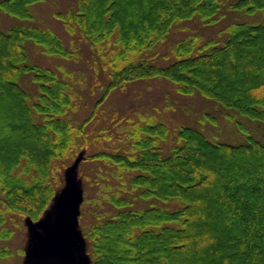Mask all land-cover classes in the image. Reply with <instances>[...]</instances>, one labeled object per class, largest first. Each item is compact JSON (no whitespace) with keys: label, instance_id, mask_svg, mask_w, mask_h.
Listing matches in <instances>:
<instances>
[{"label":"trees","instance_id":"16d2710c","mask_svg":"<svg viewBox=\"0 0 264 264\" xmlns=\"http://www.w3.org/2000/svg\"><path fill=\"white\" fill-rule=\"evenodd\" d=\"M41 1L3 0L0 11L31 20L30 7ZM221 8L220 0H79L69 17L75 32L93 45L117 34L111 66H101L103 79L90 85L74 72L78 83L72 73L30 65V41L47 55L76 57L56 33L0 27V264L27 258L10 242L46 220L80 158L76 173L86 180L82 170L92 165L87 181L95 189V212L81 218L85 264H264V143L243 122L236 123L246 138L239 145L214 142L191 126L173 140L152 115L109 118L102 110L115 91L163 78L181 95L201 94L264 125V23L232 24L223 46L208 40L200 53L197 39L179 41L184 56L166 67L147 55L177 22L198 18L208 26ZM229 9L264 13V0H237ZM29 74L33 93L21 84ZM204 121L216 124L210 115ZM116 137L120 145L106 149Z\"/></svg>","mask_w":264,"mask_h":264},{"label":"rangeland","instance_id":"374dc122","mask_svg":"<svg viewBox=\"0 0 264 264\" xmlns=\"http://www.w3.org/2000/svg\"><path fill=\"white\" fill-rule=\"evenodd\" d=\"M2 1L3 0H0V2ZM236 1L237 0H220L222 8L219 13V19L215 23L208 26L201 22L198 18L177 22L168 34L167 38L157 45L154 51L147 54L149 55L152 63L161 67H166L181 59L184 55L180 57L176 52L177 43L179 41L182 42L190 38L197 39L196 44H198V46L195 48L196 50H199V46L204 42L206 43L208 40H216L219 42V45L217 46H223L228 40L232 24L244 23L257 25L264 23L263 12L247 14L241 11L234 12L230 10L229 6ZM78 2L79 0H42L30 7L32 15L31 20H21L0 11V27L3 31H8L14 26L26 28L34 26L56 33L62 38L67 49L75 52L76 57H74V59L70 58L71 60H69L47 55L45 54L43 47L30 41L26 44L30 65H39L51 68L56 70L55 72H57L60 77H65V73H72V75L75 73L80 76L79 78H82L81 76H85L88 80V85H90L92 84L94 77L98 80L103 79L102 68L105 70L106 65L107 67L108 65L111 66L110 61L112 58L110 57H112L116 52L113 47L116 50L118 49L115 44L117 34L101 44L93 45L82 35L80 30L75 32V28H79L72 21H70L69 17L77 10ZM62 15L67 18V21H63L60 18ZM69 28H72V30ZM201 51L202 50H199L198 53ZM26 76H29V78ZM30 77L32 78V75L30 74L24 75V79H21V84L33 93L35 92V87L30 82ZM75 78L77 77L75 76L74 79ZM75 82L78 83V80L75 79ZM101 90L102 86H98L96 88L97 95ZM85 92L83 91L82 94L87 96V98H91L92 101V97L89 96V93L86 94ZM104 106L105 107H102V110L107 113L109 118L110 115L114 113L152 115L150 121L154 122L157 120L158 122L165 123L171 130L172 134L170 137L173 140L176 139V130L182 126H191L201 129L214 142L239 145L245 143L246 139L245 134L240 132L236 124L240 121L243 122V126L249 129V132L255 138L264 143V125L260 122L244 118L233 111H227L219 104L208 100L201 94L196 93L189 96L181 95L177 92L176 85L163 78L137 82L128 85L124 90L121 89L115 91ZM205 115L213 117L216 124H211L209 121L203 122ZM94 125L97 126L98 122H95ZM118 132L119 130H117V133ZM113 134H115V132H113ZM121 140L122 138L120 139L116 137L115 140L106 143V149L110 147L114 148L117 145H120ZM169 145L170 143L168 142L162 144V149L165 151V153L164 151L161 153L163 157H166L168 152H170ZM195 157L198 158L199 156L195 154ZM91 169H93V166L87 165L82 170L84 175L87 170V178L92 177L88 176L92 173ZM79 171H81V169H79ZM65 176L66 174H64V178ZM0 177H2V174H0ZM87 178L85 180L80 172H78V174L76 173L74 177V183L79 197V204L73 210L72 216L74 219V225H72L73 221L71 219L70 227L73 237H78L79 239L82 238L81 225L83 226V221L81 218H84L89 211L93 213L95 212L92 205V195L95 193V189L89 186ZM116 179L118 180V178ZM103 182V180L100 181V183ZM68 186L69 184L67 179L65 180L64 188H62L63 192L66 191L65 189H67ZM206 187L208 186L206 185ZM63 196L61 195L60 201H62H59L54 205L55 207L46 220L40 224H35L41 232L50 236H54L56 234L58 213L61 203L65 199ZM154 201L159 202L157 200ZM174 202L179 204L177 209L182 206L180 201L177 200ZM159 203L165 205H170L169 203L173 204L172 202L167 204L162 202ZM34 239L35 238L33 237L30 229H27L25 236L22 239L17 237L14 241L10 242V246L14 251L17 248H23L25 251L22 249L24 253L20 255H23L22 258L27 257L26 259H17L14 264L70 263V256L66 250H54L53 253H55V257L43 248L45 245L35 239L37 241L36 242Z\"/></svg>","mask_w":264,"mask_h":264},{"label":"water","instance_id":"95a60500","mask_svg":"<svg viewBox=\"0 0 264 264\" xmlns=\"http://www.w3.org/2000/svg\"><path fill=\"white\" fill-rule=\"evenodd\" d=\"M81 160L82 158L77 160L75 165L68 172L67 178H68L69 186L64 193L63 197L65 199L61 203V207L58 213L56 234L54 236H50L48 234L41 232L35 226V224L32 225V235L41 244L45 245V247L42 245L43 248L53 256H55V253H53V251L56 249L66 250L70 256L69 264H84L85 262L80 240L78 237L75 238L73 237L70 227L71 219L73 221L72 225H74V219L72 216L73 210L79 204V197L77 195V189L75 187L74 177Z\"/></svg>","mask_w":264,"mask_h":264}]
</instances>
